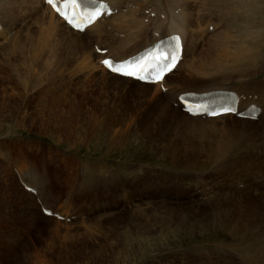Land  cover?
Here are the masks:
<instances>
[{"label":"rangeland","instance_id":"rangeland-1","mask_svg":"<svg viewBox=\"0 0 264 264\" xmlns=\"http://www.w3.org/2000/svg\"><path fill=\"white\" fill-rule=\"evenodd\" d=\"M202 12L198 19L202 45L212 34L202 30L208 23L231 35L246 27L218 12ZM33 28L38 30L39 25ZM26 32L30 35L23 38L11 40V31L0 37V264H264V184L258 192L242 188L229 193L219 191V184L211 199L197 198L193 190L185 192L192 186L187 171L204 172L211 183L238 179L247 184L264 172L261 147L252 149L247 139L234 152L218 157L216 148L227 133L202 132L179 112L163 116L155 107L158 102L156 106L170 103L180 109L167 90L157 86L148 93L142 90L146 94L142 95L140 86L109 78L97 60H90L93 69L83 68L88 52L70 53L45 44L55 57L45 46L43 59L35 48L44 45H30L26 39L35 36ZM234 48L229 49L230 56L237 53ZM189 60L168 80L175 92L180 82L202 86L218 80L210 58L195 60L200 69H208L207 75L197 67L198 72L190 74L194 59ZM17 77L27 81L25 88L11 87ZM242 147L254 167L249 166L248 177L236 179L234 175L247 170L243 157H237ZM200 157L208 160L206 168L196 163ZM105 165L116 175L111 181L109 174L100 180V171L89 175L90 167ZM26 184L39 192L26 189ZM43 206L52 214H45ZM253 228L263 240L256 254H245L240 245L248 239L245 229Z\"/></svg>","mask_w":264,"mask_h":264},{"label":"bare ground","instance_id":"bare-ground-1","mask_svg":"<svg viewBox=\"0 0 264 264\" xmlns=\"http://www.w3.org/2000/svg\"><path fill=\"white\" fill-rule=\"evenodd\" d=\"M105 1L110 5L111 8H113L114 10L116 9V11H114V13L110 16L108 15V16H104L98 19L93 25L89 26L85 30L84 33H80L74 30L73 28H71L66 22H64L61 19V17L57 15V13L53 10L51 5L46 3L44 0H0V25L3 27L2 29L4 28L9 29L12 32L10 34L11 40L17 36H19L20 38H23L24 32L31 31V33L35 37L32 38L33 36H30V38L32 39L27 38L26 40H28V42H31L29 43L30 45H33V44L34 45H38V44L44 45L43 47L35 48V50H37L40 55L41 53L47 51L45 49L46 48L45 46H47L48 44L50 46L56 45L57 48L58 47L65 48V50L70 49L68 50L69 52L73 50L74 52H77L76 54L82 53L83 55L85 52H88V55L83 58V61L86 62L83 65V68L90 67V69H93L91 67L92 63L90 60H97L96 62L95 61H92V62L99 63L98 60L99 59L101 60L105 56H110L114 58L115 60H119V59H124L128 56H132L138 53L140 50L144 49L145 47L150 45L152 42H154L156 39H158L159 33H161L160 36H165L169 34H179V33L182 34V36L185 39L184 58L180 61V63L177 65V67L172 72H170L168 75L165 76L166 80L164 79L165 80L164 83L145 84V83H141L139 81L133 80L128 77H122L117 74L110 73L106 70V68L102 64H99L98 67L101 68L103 72H106V74L109 75V78L111 77L114 81L131 83V84H136L140 86L141 89L140 90L138 89V91L142 95L143 94L146 95L145 93H142V90H146V93H148V90L150 91V89H153L157 86L158 87L160 86V88L162 89L163 85H169L170 83L168 82V80L172 77V75L176 73H181L190 58L194 59L193 60L194 63L193 61L190 62V67L188 68V70L190 71L189 72L190 74L191 72L193 73L198 72V70L203 72L204 74L206 73L205 75L209 74L208 69L207 70L200 69L197 66L195 60L201 57L210 58L209 62L211 63L213 61L211 66L212 65L214 66L213 71L216 75H218L217 76L218 80H214V81L210 80L212 81L211 83L209 82V84L202 85V86H195L193 83H192L193 85L185 84V83L181 84L180 82L178 83L179 86L181 85L180 90H178L177 92H175L171 86L170 87L167 86L168 90L166 91V95L169 96L168 98L171 101L172 99H174L175 107H178L180 109L174 108L170 103L169 104L160 103L161 107H159V105L156 106L157 104H159L158 101L155 107L160 109V113H162V115L163 114L170 115V112L173 115L179 112L183 120L191 122L193 125L197 126L199 130L202 132L209 131V130L213 131V130L223 129L227 133V136L225 137V140H222L216 148L215 153L218 157H221L222 155L227 154L229 151L234 152L235 149H237L243 142H245V140L247 141L248 139L249 143L252 145V149H259L261 147L259 150V156L262 154L261 158H262V162L264 163V79L257 78V75L260 73H262L264 76V54H263L264 53V0H145V1L137 0L136 2H134V0H105ZM14 10L17 11L16 15L14 13ZM201 12L202 13L204 12L205 13H209V12L217 13L218 12L219 15L221 16H227L228 18L230 17V20L238 19V21L242 22V24H244L243 26H246V27L243 30L241 29L242 32H240V34L235 33L231 35L229 31L226 30V28L224 29L220 27L217 28L218 26L212 23L214 25L213 26L214 31H212V34L209 33V35L206 36V41H207L205 42L206 45H202V43L200 42L202 32L200 33L199 31V28H201L199 24L200 20L198 22V19H200L199 16H201ZM152 13H154V15H152ZM196 13L198 14V17L195 20ZM31 18H32V22L30 23L31 27L26 29L25 23L28 22ZM36 24L39 25L38 30L33 28ZM212 24L208 23V25L202 26V30L204 32L209 31V27ZM247 27L249 28L251 27V29ZM90 28H92V30H89ZM89 43H92V46H90ZM204 47L205 49H203ZM231 47H235L234 48L235 51L237 50V53H233L234 56L232 55L230 56L228 53ZM47 48L50 49L51 47L49 48L47 46ZM97 49H100L101 51L106 50V54H102L101 51L98 52ZM50 50L48 51L53 53V57H55L54 52H53L54 50L52 49ZM55 53L57 55V50ZM50 54H48L49 55L48 58L52 56V54L51 56ZM74 54L72 55L74 56ZM40 57L43 58L42 55ZM74 59H76V57ZM231 59L233 63L231 62ZM195 67H197L198 70ZM88 69H86V71H88ZM81 70H82V67H81ZM177 70L179 71L176 72ZM89 72L91 73V70ZM15 81L13 85H11L12 88H20V87L25 88L27 86V83H26L27 81H24L23 79H20L19 77H17ZM117 82L115 83L117 84ZM99 83L101 82L99 81ZM212 89H233V90H238L240 93H245L248 96L246 100L244 99V97H241L239 95L240 97H239L238 112H241L242 110L246 109L249 105L253 103L259 106H262L263 110L261 109V112L258 115L257 119H254V120L249 119V118H238L231 114L221 115V116L213 117V118L207 117V116L193 117V116H190L187 112L183 111L184 106L179 102V99H178L180 94L184 92H191V91L203 92V91H208ZM162 92L163 91H161V95L164 96ZM132 93L133 92H131V94ZM129 95L130 94L128 93V96ZM156 98L158 99L159 96H157ZM153 106L154 105L152 104V108ZM227 119H230L232 123L227 124L226 123ZM219 122H221V125L218 124ZM158 123H161V122H158ZM162 125L164 124L162 123ZM177 125H178L177 127L180 126L178 124V121H177ZM182 125L180 127H182ZM193 125H191V127H195ZM260 126H261V129L259 130ZM179 130L176 131V133L179 132ZM165 131H167V129ZM170 131L172 132V130ZM167 133L169 134V132ZM242 149L241 150L239 149L240 151L238 150L239 152H238L237 157L239 158L243 157L242 158L243 160L242 162L244 163L243 166H245L247 170L246 172H243V173L240 172L239 174L234 175L235 178L236 177L240 178L239 175L243 176V175L249 174V166L253 164V162H251L252 160H251L250 153L247 152L245 148L242 147ZM185 153L187 154V152ZM208 156L210 158V159L208 158L210 161L212 154L209 152ZM187 157L190 158L191 156L187 155ZM203 158L205 157L203 156ZM207 161L208 160L202 159L200 157L199 159L196 160V163L203 165L206 168V166L208 165ZM192 162L193 161H191V163ZM254 162H257V161H254ZM235 163H234V166H235ZM106 166L107 165H105V167H98L99 169H94L93 166L90 167L89 175L91 176V175L98 174V171H100L102 172V174H100L101 175L100 180H106L105 175L107 176L109 174L110 176L107 179L108 181H111V178L112 177L114 178L116 175L114 173H111L109 171V168ZM252 166L254 167V165ZM238 168L239 167L237 166L236 173L239 172ZM201 169L202 168H200V170ZM116 170L118 173V169ZM191 170H192V167H191ZM193 170L195 169L193 168ZM186 174L187 176H189V180L192 186L190 189H187L185 192L191 193V190H193L197 194V198H203V199H206V198L211 199L215 195V193L213 195V192L217 187H219V184H222L219 187V191L228 190L226 191L228 193L230 192V189L237 191V189H242V188L246 190L248 188H254V190L258 192L259 191L258 189H260V187L264 184L263 183L264 182L263 170L257 176L255 175V172L254 174L252 173L256 177H253L251 175V177L253 178L247 184H245L242 180L238 181L237 178H236L237 181L230 182V183L228 182L227 183L226 182H212L211 183L210 181L211 177H206L204 172L195 173L192 171H187ZM249 175H247V177ZM102 176H103V179H102ZM234 177H232L230 180H232ZM244 177L245 176H243V178ZM182 187H183V184H182ZM183 189L185 188L183 187ZM204 191H209V193L205 195ZM38 192L39 191L36 188V193ZM218 192L216 193L218 194ZM40 201L43 202L44 199L40 198ZM45 208H49V207L43 206L41 210L43 211V209ZM261 209L263 208L261 207ZM261 212H264V211H261ZM245 231H246V234L248 235L247 237L248 239L242 241L243 244L240 245L242 246L241 250L245 254H248V253L256 254V251L259 249L260 244L264 237L262 238V236L260 237V235H258L259 232L257 233L256 228H253L251 230L245 229Z\"/></svg>","mask_w":264,"mask_h":264},{"label":"snow or ice","instance_id":"snow-or-ice-1","mask_svg":"<svg viewBox=\"0 0 264 264\" xmlns=\"http://www.w3.org/2000/svg\"><path fill=\"white\" fill-rule=\"evenodd\" d=\"M46 2L51 5L64 20L80 31L92 25L102 15H111V10L105 0H46ZM85 4H92L94 8L88 15L87 24L82 25L76 22L74 9L82 8ZM70 9L73 10L71 15H69ZM156 49L161 50L159 55L154 54ZM97 51L99 52L101 50L98 49ZM181 51V37L179 35H171L147 49L142 55L120 62L105 59L102 60L101 63L116 74L139 80L147 79L149 82L155 83L162 81L167 72L176 68L181 59ZM149 57L150 60L148 59ZM180 99L184 101L187 99V96H182ZM234 104L235 101L232 102V105L224 106L219 109L204 106L202 111H193V109L186 104L185 110L191 115H209L217 117L236 113L237 109L233 106Z\"/></svg>","mask_w":264,"mask_h":264}]
</instances>
